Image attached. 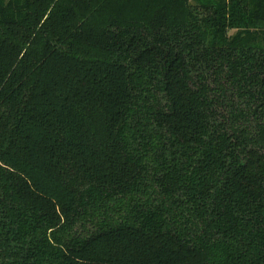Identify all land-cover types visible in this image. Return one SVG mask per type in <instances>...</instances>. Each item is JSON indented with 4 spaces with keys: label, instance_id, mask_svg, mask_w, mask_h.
<instances>
[{
    "label": "trees",
    "instance_id": "obj_1",
    "mask_svg": "<svg viewBox=\"0 0 264 264\" xmlns=\"http://www.w3.org/2000/svg\"><path fill=\"white\" fill-rule=\"evenodd\" d=\"M0 264H264V0H0Z\"/></svg>",
    "mask_w": 264,
    "mask_h": 264
},
{
    "label": "rangeland",
    "instance_id": "obj_2",
    "mask_svg": "<svg viewBox=\"0 0 264 264\" xmlns=\"http://www.w3.org/2000/svg\"><path fill=\"white\" fill-rule=\"evenodd\" d=\"M192 3H193V2L191 1V4H192ZM234 33H235L234 31H231V32H230V35L232 36V35H234Z\"/></svg>",
    "mask_w": 264,
    "mask_h": 264
}]
</instances>
